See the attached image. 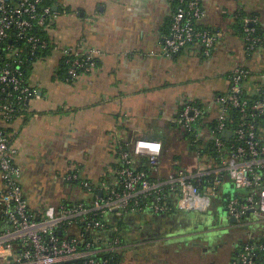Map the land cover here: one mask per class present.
Segmentation results:
<instances>
[{
    "label": "crops",
    "instance_id": "obj_1",
    "mask_svg": "<svg viewBox=\"0 0 264 264\" xmlns=\"http://www.w3.org/2000/svg\"><path fill=\"white\" fill-rule=\"evenodd\" d=\"M64 1L67 11L56 19L52 39L81 54L94 53L97 66L71 81L64 80L60 50L41 58L47 62L45 74L35 75L38 61L33 66L31 81L41 98L29 104L36 112L32 117L14 124L13 143L32 211L46 215L60 202L76 203L84 197L82 187L65 180L75 166L84 178L96 183L113 178L119 149L132 147L139 137L162 140L168 150L179 152L181 165L213 164L199 162L189 150L178 122L180 112L188 103L208 110L200 127L205 143L208 133L204 126L216 118L217 98L229 91L235 67L250 73L244 81L247 96L264 91V45L248 50L240 36V23L249 16L258 19L264 33V0H199L204 16L197 21L198 27L228 32L209 57L198 43L173 55L162 53L177 0ZM192 60L205 67L199 76L194 74ZM214 201L218 203L216 196L211 204ZM168 217L164 214L160 222ZM157 223L150 232L163 228ZM244 233H230L211 255L200 257L192 252L167 257L158 253L155 259L151 258L155 240L151 233L140 242L131 234L122 253L125 261L135 245L145 244L147 264H231L239 243L248 238ZM257 235L253 233V237Z\"/></svg>",
    "mask_w": 264,
    "mask_h": 264
},
{
    "label": "built area",
    "instance_id": "obj_2",
    "mask_svg": "<svg viewBox=\"0 0 264 264\" xmlns=\"http://www.w3.org/2000/svg\"><path fill=\"white\" fill-rule=\"evenodd\" d=\"M66 11L64 0H0V264H107L105 256L113 258L123 244L120 228L110 229L105 215L121 216L136 210L150 197L155 202L148 207L155 213L168 214L174 209L205 211L211 208L213 197L224 193L223 186L228 181L249 191L248 195L226 194L231 217L239 222L252 213L264 215V91L260 89L256 98L245 94L244 80L250 73L241 66L231 72L229 91L217 98L215 125L204 126L206 142L214 144L218 155L207 157L204 163L218 162V166L183 165L164 179L154 180L145 170H133L129 166L130 154L120 150L122 168L115 170L113 183H102L99 194L82 177L78 166L65 176L66 181L77 182L94 194L90 204L82 201L52 206L46 215L32 211L21 184L23 169L16 161L13 144L14 124L32 117L36 112L29 104L41 98L28 69L46 51L56 50L63 53L71 79L97 66L94 53L81 54L52 39L50 31ZM203 16L199 0H177L162 53L173 55L198 43L203 55L209 57L228 32L198 27L197 21ZM257 24L258 19L250 16L242 22L240 36L248 50L264 45V34L257 33ZM207 111L199 104L188 103L180 112L179 125L194 136L191 146L202 139L200 127ZM228 131L231 134L224 138ZM163 149L161 140L144 137L132 145L133 154L146 156L155 172L159 171ZM195 153L200 157V151ZM205 182L209 185L203 192L200 187ZM167 192L173 194V205L164 202ZM77 223H83L84 231L96 236L87 240L84 231L72 232L78 229ZM231 264H264V242H255L253 233H248Z\"/></svg>",
    "mask_w": 264,
    "mask_h": 264
},
{
    "label": "trees",
    "instance_id": "obj_3",
    "mask_svg": "<svg viewBox=\"0 0 264 264\" xmlns=\"http://www.w3.org/2000/svg\"><path fill=\"white\" fill-rule=\"evenodd\" d=\"M255 28H256V31H257L258 34H264L263 31L261 30L259 24L255 25ZM240 30L243 31L242 22L240 23ZM50 53H51L50 51H46L43 54V57L48 56V54H50ZM63 65H64V70L62 71L63 72L62 77L64 78V80L71 81L72 79L69 77V75L67 73L68 65L65 63V58L64 57H63ZM32 70H33V66L29 67V69H28V74L29 75L32 72ZM80 73H81V71H80ZM258 95H259V92H258V94H256L255 96H251L250 98H256ZM209 125H215V120L210 122ZM183 134L185 135V138L187 140L188 146L190 148L189 150L191 151V153H195L197 151H200V157H198L199 162L200 161L205 162L207 160L206 159L207 157H209V158H214V157L218 158L216 148H215L214 144L211 141H208L206 143H204L203 141H200V142H197L196 144L191 146L190 144H191V142H192V140L194 138L193 134H191V133H189V132H187L185 130H183ZM144 138L160 140L158 138H154V137H151V136L150 137L149 136L148 137H144ZM162 143H163V147H164L163 155H162L161 165H160L159 171H157V172H155L153 170V166L150 164V162L148 161V158L146 156L134 155L132 147H130L129 145H123L121 147V149H119V151L120 150L126 151V152H128L130 154L131 163H130L129 166L133 170H136V171L145 170V171H147L149 173V175L151 176V179H154V180H158V178L164 179L165 175H167L169 172L177 171L180 168H182L183 165H181V163H180L181 157L179 155V152H177V150H174V151L173 150H168V144H166L163 141H162ZM119 151H118V158H119ZM198 159L196 158V160H197L196 162L197 163H198ZM218 165H219V163L215 162V164H213V165L211 164L210 166H214L215 167V166H218ZM114 167H115L116 171L118 169L122 168V163L120 162V160ZM193 167H195V166H193ZM79 173L81 174L80 169H79ZM116 176H117V174L114 173V177L113 178H111V179L105 178L99 183L90 181L89 179L88 180L91 182L93 187H95L96 193L99 194V188L102 186V183L103 182L104 183H113L115 181V177ZM68 183L78 185L77 182H73V181H68ZM208 185H209V183L205 182L204 185H202L200 187V189L204 192V191H206V187ZM84 190H85V195L78 202L84 201V202H87L88 204H90L91 201L94 198V194L87 192L86 189H84ZM219 193L222 195L221 200L223 202V206L226 207L229 195H225L222 192H219ZM153 200H154L153 197L147 198V199H145V200H143L141 202V205L138 207V209L126 211L121 216H117V215H114V214H109V215H105L104 216V219L108 223V227L110 229L114 228L115 226L120 228V230H121L120 236H121V241H122V244H123L122 248H124L125 244L128 243L129 236L131 234L136 236L137 239H138L137 241L140 242L141 237H145V236L149 235V233H151V236H152L154 231H159L158 229L155 228L154 230H152L153 232H150L151 231L150 229H151L152 225H154V223L156 224L157 222H160V218L162 216H164V213H155V212H153L152 210L149 209L148 205L153 203ZM164 202H166L168 205H173V202H174L173 194L170 193V192H167V199H165ZM62 204H70V202H67V201L60 202L57 205V207L62 205ZM29 207H30V204H29ZM146 210H149L147 215H146ZM180 213H181L180 210L174 209L173 211H171L170 213H168L166 215H169L170 217H172V216H174V214H180ZM152 216H156L158 219L157 218H153ZM170 217H168V218H170ZM250 217H251V214L247 215L245 218H243L239 222H243L244 221L243 223H245L246 220H248V218H250ZM165 219H167V218H165ZM149 222L150 223L152 222L153 224L151 226L149 225L150 227L149 226L147 227L146 225ZM77 224L78 225L76 226V228H78V229L73 228V230H71V231L72 232H75V231H78V230L84 231V224L83 223H77ZM96 234L97 233H95L93 235L91 232L84 231V235H85L84 239L89 240L93 236H96ZM99 234L107 236V237H110V234H105V233H99ZM246 238L247 237H244V239L241 240V243L247 241L248 238L247 239ZM254 241L255 242L256 241L264 242V237L257 235V237H254ZM241 243H239V246L241 245ZM141 245H135L133 248L136 249L137 246L141 247ZM163 255L167 256L168 254H163ZM105 257L108 259V263L107 264H122L123 261H124V255L122 253V250H121V252L119 254H116L113 258H112L111 255L110 256L107 255Z\"/></svg>",
    "mask_w": 264,
    "mask_h": 264
},
{
    "label": "water",
    "instance_id": "obj_4",
    "mask_svg": "<svg viewBox=\"0 0 264 264\" xmlns=\"http://www.w3.org/2000/svg\"><path fill=\"white\" fill-rule=\"evenodd\" d=\"M230 134L231 131H228L223 137L226 138ZM204 212L207 214L181 212L159 222L163 228L152 234L155 239L152 246L159 250V254L177 253L185 248L200 249L201 255H209L226 243L227 235L244 225L231 217L226 207H223L222 212L219 208L212 207ZM152 224L151 222L149 225ZM250 232L252 231H245L244 234Z\"/></svg>",
    "mask_w": 264,
    "mask_h": 264
},
{
    "label": "rangeland",
    "instance_id": "obj_5",
    "mask_svg": "<svg viewBox=\"0 0 264 264\" xmlns=\"http://www.w3.org/2000/svg\"><path fill=\"white\" fill-rule=\"evenodd\" d=\"M51 32H52V29H51ZM37 61H36L37 62V64H36L37 65V70L35 71V75L45 74L46 71H47L46 68H45L47 66L46 65L47 62H44L42 59H39ZM191 66L192 67L194 66V70L193 71H194L195 76H199L200 75V71L205 69L204 65L200 66V62H198V60H192ZM33 74H34V69L30 73L31 80H33ZM223 191H224L223 194H225V195L227 193L228 194L229 193H232V194L236 193V194H243V195H248L249 194V191L246 188H237L232 183V181H228V182H226L224 184ZM221 197H222V195L220 193L216 195V200H218V203H217V201H214L213 204H212V208H215V209L219 208V210L222 212V209H223L224 206H223V202L221 200ZM153 202H155V199L153 200ZM148 211L149 210H146V215H147ZM187 212L189 214H196L197 212H200L201 214H207V212L199 211V210H190V211H187ZM152 217L153 218H157L156 216H152ZM149 224L150 223H148L147 225H149ZM236 231H244V232L245 231H252L253 233H257L259 236H263L264 237V215H262L260 213H252L251 217L248 218V220H246L244 225L238 227L236 229ZM147 250H148V247L145 244H142L141 247L137 246L136 249L133 250V252H130V253L127 254V256L125 258V261L122 264H147L145 259H144V254H143V252L146 253ZM151 252H152L151 258L155 259V255L159 253V250L154 247V248H152ZM192 252H194L196 255L202 257L200 249H185V248H183L177 253L176 252L172 253V255L173 256H183V255L190 254ZM138 253L140 254V256H138ZM209 255H211V254H209ZM205 259H209V257L207 256Z\"/></svg>",
    "mask_w": 264,
    "mask_h": 264
}]
</instances>
